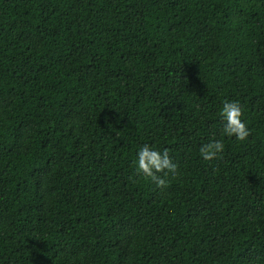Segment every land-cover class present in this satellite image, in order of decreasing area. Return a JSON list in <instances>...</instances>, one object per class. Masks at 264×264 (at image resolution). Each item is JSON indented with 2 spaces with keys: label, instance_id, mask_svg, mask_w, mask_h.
I'll return each instance as SVG.
<instances>
[{
  "label": "trees",
  "instance_id": "1",
  "mask_svg": "<svg viewBox=\"0 0 264 264\" xmlns=\"http://www.w3.org/2000/svg\"><path fill=\"white\" fill-rule=\"evenodd\" d=\"M0 264H264V0H0Z\"/></svg>",
  "mask_w": 264,
  "mask_h": 264
},
{
  "label": "clouds",
  "instance_id": "2",
  "mask_svg": "<svg viewBox=\"0 0 264 264\" xmlns=\"http://www.w3.org/2000/svg\"><path fill=\"white\" fill-rule=\"evenodd\" d=\"M218 118L222 121L221 138H213L199 147V157L209 164L223 156L225 138L245 142L250 136V129L243 117V108L239 101H222ZM134 165L137 176L147 178L158 188H167L169 178H175L179 174V167L167 150L161 151L148 144L139 147Z\"/></svg>",
  "mask_w": 264,
  "mask_h": 264
}]
</instances>
